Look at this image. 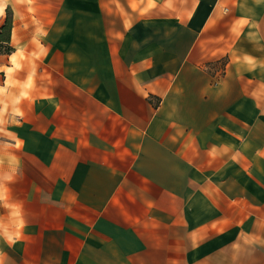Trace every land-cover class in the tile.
<instances>
[{
	"label": "crops",
	"instance_id": "0c3cea01",
	"mask_svg": "<svg viewBox=\"0 0 264 264\" xmlns=\"http://www.w3.org/2000/svg\"><path fill=\"white\" fill-rule=\"evenodd\" d=\"M0 264H264V0H0Z\"/></svg>",
	"mask_w": 264,
	"mask_h": 264
},
{
	"label": "trees",
	"instance_id": "16d2710c",
	"mask_svg": "<svg viewBox=\"0 0 264 264\" xmlns=\"http://www.w3.org/2000/svg\"><path fill=\"white\" fill-rule=\"evenodd\" d=\"M13 27L12 13L7 10V16L0 29V54L11 53L14 47L11 45V33Z\"/></svg>",
	"mask_w": 264,
	"mask_h": 264
}]
</instances>
